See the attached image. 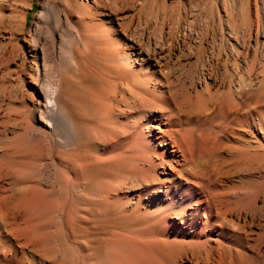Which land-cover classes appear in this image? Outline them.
I'll return each instance as SVG.
<instances>
[{
	"label": "rangeland",
	"instance_id": "1",
	"mask_svg": "<svg viewBox=\"0 0 264 264\" xmlns=\"http://www.w3.org/2000/svg\"><path fill=\"white\" fill-rule=\"evenodd\" d=\"M45 1L0 0V264H194L184 244L182 250L172 245L176 239L204 241L205 230L199 235L193 229L182 234L177 230L180 223L174 213L157 209L167 201L165 188L158 194L156 187L146 193L142 190L144 182L137 187L126 180L138 176L141 181L149 176V169L134 164L133 135L121 140L111 129L110 92L116 79L111 76L113 67L101 61L95 46L85 56L77 54L82 73L65 83L73 103L63 101L69 102L72 112L76 108L75 117L80 112L87 113L89 117L80 115L77 120L97 130L96 134L91 133L78 147L70 148L57 146L45 133L40 121L37 75L42 70L43 52L59 58L57 46L64 28L61 16L56 15V10L46 9ZM57 1L60 6L69 3L72 22L79 27L75 18L78 9L88 4L96 10L95 23L106 20L123 47L133 51L142 48L157 70L156 77L167 78L179 96L184 95L191 103L202 98L210 101V92L245 90V96L252 93L256 107L252 132L244 129L249 137L239 132L223 140L241 150L243 160L249 158L246 156H264V0ZM140 61H135L134 68L141 67ZM56 67L59 69V65ZM106 74L110 75L105 77ZM244 101L243 98L241 102ZM117 116L124 118L119 112ZM159 126L166 127L163 123ZM110 137L116 142L107 143ZM245 138H250L249 151L243 147ZM112 155H118V160H111ZM155 160L159 167L157 178L172 181L175 171L182 177L186 173L187 167L182 164L172 162L170 168L169 162ZM235 166H226L232 168L225 176L228 184L237 187L233 186L229 196L233 199L241 195L235 207L251 201L256 214L251 217L247 213L245 226V211L240 219L228 215L231 220L238 218L242 228L223 260L227 264H264V158L256 161L255 169L249 172L241 163L242 170ZM61 182L69 185L65 192ZM123 182L119 191L108 192V201L103 196L105 192L94 195V185L111 188ZM75 184L81 187L79 199L73 195ZM27 195L31 204L25 199ZM227 224L221 227L225 229ZM219 232L209 237L214 246L220 239L218 244L229 242L225 231ZM171 247L176 250L167 258L163 248L169 251ZM149 249L157 251L161 260L155 263L147 254Z\"/></svg>",
	"mask_w": 264,
	"mask_h": 264
},
{
	"label": "bare ground",
	"instance_id": "2",
	"mask_svg": "<svg viewBox=\"0 0 264 264\" xmlns=\"http://www.w3.org/2000/svg\"><path fill=\"white\" fill-rule=\"evenodd\" d=\"M44 5L51 12L56 10V15L61 16L64 24L63 32L59 36L58 46L56 40L53 39V46L59 48V58L50 57L47 52H43L42 70H39L37 75L38 87L36 88L40 96V121L45 127V133L49 135V139L51 138L57 146L71 148L74 146L78 147L80 141L88 135L90 136L91 133L96 134L97 130L92 131L93 129L90 130L91 128H87L88 126L84 127L78 122L81 119H79V116H85L87 113L80 112L79 116L76 113L75 117L73 112L77 111L76 108L72 112L68 106L71 101L69 99L73 98V96L70 95L71 93H67L68 96L66 94L68 91H65V88H67L65 83L82 73V66L80 60H77V54L85 56L84 54L87 53L88 49L95 46L100 53L101 61L103 62L104 60V64L113 67L114 71L111 76L116 79V85L113 91L110 92V97L112 98L110 108L113 111L111 129L117 134L116 138L121 140H126V137L133 135L131 151L135 150L134 164L136 167L143 164L149 169V176L144 177L141 181L138 176L127 177L126 180L128 179V183L130 182L133 185L137 184V187L138 184L141 185L144 182L145 185L142 190L146 191V193H151V189L156 187L157 191L155 193L158 194L159 191H163L162 188H165L167 201L157 205V209H166L168 214L174 213L175 218L178 219L177 223H180V227L177 230L183 232L182 234H187L190 232H187V230L193 229V232L199 235L205 230L204 241L191 242L176 239L172 246L180 249L183 248L182 244H184L186 247L185 252L192 256L194 264H227L223 260V256L227 250L231 249L230 246L237 240V234L241 232H239L242 228V225L239 224V217L245 211L246 216L243 218V223L240 222L245 226L247 213H251V217L256 213L254 204H251V201L248 203V200L247 204L244 202V204L241 203L235 207L241 195H237L233 199L230 198L229 193H231V189H234V185H229L225 176L232 172V168L228 169L226 166L236 164L235 167H239L240 170L239 164L241 163L242 167L245 165V169L249 172L255 169L256 161L261 162L264 156L256 157L255 159L254 157L246 156L249 158H244L245 160H243L242 155L244 153L240 152L241 150L237 147L230 146L223 139L229 137L230 134L238 135L239 132H243L249 137L250 133H246L244 129L247 127L252 132V124L256 113L252 93H249V96H245V90L240 93L233 90H229L228 93L210 92L208 95L210 101L207 98H202L198 103H191V100L184 95L181 94L179 96V92L173 89V86H170L172 84L167 83V78L156 77L157 70L152 67L150 59L144 55L145 52L142 48L136 47L133 51V49L129 50L123 47L120 38L112 34V28L108 27L106 20L102 23H95L94 21L98 17L96 10H93L88 4H81L82 7L78 9V16L75 17L81 27L76 26L72 22L74 15L71 13L72 10L68 2L60 6L57 0H46ZM138 60H141V67L136 69L134 68V63ZM58 65L59 69H56ZM108 75L110 74H106L105 77ZM239 97H241V100L244 98L245 101L241 102V100H238ZM64 99L69 100V102L66 101L68 103H65ZM242 106L244 107L242 108ZM75 107L77 106L75 105ZM242 109H244V112L241 113ZM118 112L123 114L126 120L121 118L122 116H117ZM86 116L89 117L88 114ZM161 123L166 127H160ZM154 128H157L158 131H154ZM97 134L99 133L97 132ZM29 137L32 138L34 135ZM106 142L113 144L116 140L110 137ZM159 146H162V148L159 149ZM244 146V149L249 151L252 146L250 138H245ZM169 147H172V150H169ZM261 147L263 148V146ZM227 149L229 150L228 153L225 151ZM159 155L161 156L158 158L157 156ZM118 158V155L110 157L111 160H118ZM155 159L161 160L162 164L169 162L170 168H173V165L170 164L172 162H175L174 165L182 164L187 167L186 173H183L182 177L178 175V171H175L176 169H172L176 173V176L174 175L175 179L172 181H166L165 177L157 178L159 167ZM162 173L166 175L167 172L162 170ZM153 180L155 183H151ZM170 183L172 184L170 185ZM122 184L124 182L113 184L111 188L105 185H94L93 189L95 190L93 191L96 193L94 195H102L105 192L106 194L104 193L103 196L107 200L108 192H111V189L119 191ZM61 185L63 191L67 190L69 186L65 182H61ZM79 187L78 184L74 185L73 195L76 199H79L80 195H82V192H79ZM26 188L28 189V187ZM35 188L37 189V187ZM83 198L85 197L83 196ZM138 199L142 200L139 196ZM249 199L251 200V198ZM27 200V203L31 204L32 200L30 201L28 198ZM137 204L140 205L138 201ZM233 214L239 219L231 220V218H228V215L230 217ZM172 223L176 225L175 222ZM224 224L228 225L225 226V229L221 227ZM219 229L225 231L229 242L225 243L226 245L218 244L217 242L220 239L214 246L210 243V238H213L215 233V235H218L220 233ZM124 240H127V238H124ZM137 248L143 249L142 247ZM166 250L163 248L162 251L163 253L165 252V257L175 252L176 249L171 247L169 251ZM147 254L153 258L155 263L161 260L157 256V251L154 253L149 249ZM230 264L236 263L231 261Z\"/></svg>",
	"mask_w": 264,
	"mask_h": 264
}]
</instances>
